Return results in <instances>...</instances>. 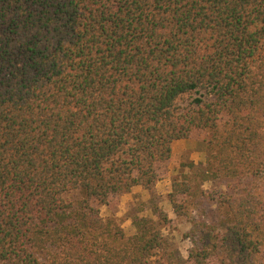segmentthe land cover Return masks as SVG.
I'll return each mask as SVG.
<instances>
[{"label": "trees", "instance_id": "obj_1", "mask_svg": "<svg viewBox=\"0 0 264 264\" xmlns=\"http://www.w3.org/2000/svg\"><path fill=\"white\" fill-rule=\"evenodd\" d=\"M180 139L226 209L188 262L264 264V0H0V264H180L150 217L100 213Z\"/></svg>", "mask_w": 264, "mask_h": 264}, {"label": "rangeland", "instance_id": "obj_2", "mask_svg": "<svg viewBox=\"0 0 264 264\" xmlns=\"http://www.w3.org/2000/svg\"><path fill=\"white\" fill-rule=\"evenodd\" d=\"M198 138L203 134H197ZM172 157L159 166V179L146 190L141 186H134L130 193L120 195L117 205L112 211L106 206L100 207L102 216H113L126 233L133 231L131 218L133 216L150 217L161 229V233L167 246L175 252L180 264H190L187 260L189 248L194 244L197 233L205 224L219 225L226 217V209L214 204L212 201L203 200L199 196V190H210L218 187V181H205L201 184V178L196 172L204 166V148L195 141L175 140L171 144ZM184 176L191 177L193 183L200 186L194 187L196 194L191 198L189 211L176 215L169 203L168 193L171 184ZM158 212L167 217V222L158 219Z\"/></svg>", "mask_w": 264, "mask_h": 264}]
</instances>
